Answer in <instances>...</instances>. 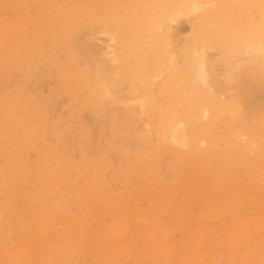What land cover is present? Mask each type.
Segmentation results:
<instances>
[{"label": "rangeland", "instance_id": "rangeland-1", "mask_svg": "<svg viewBox=\"0 0 264 264\" xmlns=\"http://www.w3.org/2000/svg\"><path fill=\"white\" fill-rule=\"evenodd\" d=\"M263 45L264 0H0V264H264Z\"/></svg>", "mask_w": 264, "mask_h": 264}, {"label": "bare ground", "instance_id": "bare-ground-1", "mask_svg": "<svg viewBox=\"0 0 264 264\" xmlns=\"http://www.w3.org/2000/svg\"><path fill=\"white\" fill-rule=\"evenodd\" d=\"M260 33H261V32H260ZM262 35H263V34H262ZM259 40H260V39H259ZM246 41H247V40H246ZM260 41H261V40H260ZM255 44H256V43H255ZM256 45H257V44H256ZM258 45H259V43H258ZM260 45H261V44H260ZM261 46H262V45H261ZM263 46H264V45H263ZM252 48H253V47H252ZM252 48H251V49H252ZM257 49H258V48H257ZM257 49H256V50H257ZM259 49H260V47H259ZM263 49H264V47H262V49H260V52H261V50H263ZM256 50H255V51H256ZM252 51H254V50H252ZM252 51H251V52H252ZM258 51H259V50H257V52H258ZM262 52H263V53H262ZM262 52H261V53H262L263 55H261V57H257V54H256V55H255L256 58L253 57V59H254L256 62L258 61L257 64L259 63L260 69L264 72V50H263ZM261 53H260V54H261ZM250 55H252V54H250ZM253 59H252V60H253ZM256 59H257V60H256ZM253 62H254V61H253ZM111 113H112V112H111ZM111 113H110V114H111ZM113 113H114V112H113ZM116 113L118 114V112H116ZM116 113H114V114L117 116L116 118H118L120 114L117 115ZM108 114H109V113H108ZM106 117H107V115H106ZM116 118H115V119H116ZM119 118H120V117H119ZM176 140H177V139H176Z\"/></svg>", "mask_w": 264, "mask_h": 264}]
</instances>
